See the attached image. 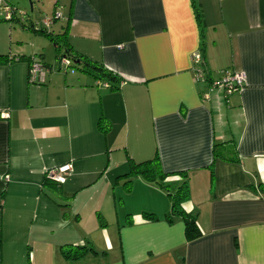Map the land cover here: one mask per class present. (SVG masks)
<instances>
[{"label": "crops", "instance_id": "crops-1", "mask_svg": "<svg viewBox=\"0 0 264 264\" xmlns=\"http://www.w3.org/2000/svg\"><path fill=\"white\" fill-rule=\"evenodd\" d=\"M52 2L51 33L114 79L59 69L48 36L0 20V54L21 58L0 63V264H264V0ZM33 56L48 64L42 83L28 82ZM223 70L244 85L210 90ZM153 157L165 180L118 177ZM64 164L63 182L46 180ZM183 180L192 241L166 217ZM64 246L96 253L67 260Z\"/></svg>", "mask_w": 264, "mask_h": 264}, {"label": "trees", "instance_id": "trees-1", "mask_svg": "<svg viewBox=\"0 0 264 264\" xmlns=\"http://www.w3.org/2000/svg\"><path fill=\"white\" fill-rule=\"evenodd\" d=\"M195 17H196V20L199 26L202 27L204 24V21L202 18L201 9L198 6H195ZM12 21H17V19L15 20L13 19ZM25 21L26 19H24V21H18V22L23 28L32 29L34 31H41L44 35L48 36L50 40L53 42L58 54L62 52L61 54L58 55L59 57L58 60L61 57H65L66 59H68L69 60L68 66L70 69L74 70L75 67L73 65L77 63L80 66V68L76 67L77 69L86 70L89 72L98 71L102 75L114 79L111 72L100 68L99 66L95 64V62H92L91 60L75 52L74 50L73 51L70 50L69 43L66 37V31H64L61 34L54 35L50 31L51 26L49 28H44V26L42 25L43 27L40 28L38 27L37 23L36 24L35 23L26 24ZM34 26H36V28H34ZM33 58L34 56L24 58L29 62V67L33 61ZM12 59H21V58H14V57L11 58V57H8L7 54H0V63L6 62ZM36 60L40 62L41 65L45 69H48V66H46L48 64H45L40 58H36ZM28 82L31 83L29 80ZM106 126L107 124H105V127ZM181 174L183 178L186 177L185 173H181ZM134 175H141L143 178L149 181L161 182L165 180V178L170 176L171 174L163 172L160 169L158 158L153 157L152 159H149V160H145V161L138 162V163H133L127 173L121 176H118V177H123V176L131 177ZM46 180H48V178ZM169 197L171 200V207H170V213L167 214L166 216L167 219H169L170 221L174 217L181 218L183 225H184V236H185L186 241H192L198 238L201 235V231L197 224L195 215L191 212L185 211L182 207L183 202H185L189 197V187H188L187 181L183 180V182L179 184L172 193H169ZM144 216L147 218L155 217V215L152 213H144ZM88 251H90L93 254L96 253L95 250L91 246H74V247L64 246L61 248V254L67 260L81 259L87 255Z\"/></svg>", "mask_w": 264, "mask_h": 264}, {"label": "built area", "instance_id": "built-area-1", "mask_svg": "<svg viewBox=\"0 0 264 264\" xmlns=\"http://www.w3.org/2000/svg\"><path fill=\"white\" fill-rule=\"evenodd\" d=\"M26 14L19 10L16 6L11 4L8 0H0V18L4 21H12L17 19V21H24V16ZM61 18V13L59 11H54L50 17H43L42 25L44 28H49L52 23ZM36 24V23H35ZM36 28V26H34ZM37 57L33 58V61L28 69V80L31 83H42L44 81L45 69L40 62L36 60ZM191 62L195 65L194 73L195 78L198 80H204L206 77L203 70L200 68L202 64V57L199 51H194L190 56ZM59 69L73 70L69 68V60L65 57H61L58 60ZM221 76L217 80H211L209 84V89H219L222 90L224 94L228 95L238 89H240L245 82V76L243 72H232L229 70H223L220 72ZM7 112H2L1 116L3 118L7 117ZM71 171L70 164H64L59 166L57 169H49L45 172L48 179L61 183L64 181L65 174Z\"/></svg>", "mask_w": 264, "mask_h": 264}, {"label": "rangeland", "instance_id": "rangeland-1", "mask_svg": "<svg viewBox=\"0 0 264 264\" xmlns=\"http://www.w3.org/2000/svg\"><path fill=\"white\" fill-rule=\"evenodd\" d=\"M13 1L15 2V4H13L12 2H10V3L13 4L14 6H16L22 12L26 13V15L24 16V19H26V20L29 17H32V18H35L34 21H38V23H39V21H42L43 17H45V16L50 17L52 15V13H53V11H52V8H53V2H52V0H46L42 5H40L38 3L35 4L34 1L31 0L32 10L30 9L29 0H13ZM58 11L60 12V10H58ZM9 23H11V22H8V23H7V21L4 22V24H9ZM14 27L17 30H21L20 27L18 26V24H16ZM47 55L49 57H52L53 58L54 49L53 48H48L47 49ZM73 66L75 67L74 68L75 71H79L80 70V69H77L76 68V67H79L80 68V66L77 63H75ZM94 196L97 199L100 198L98 192H96ZM123 207L125 209H128V205L127 204L124 205ZM123 207L118 202V204H117V206L115 208L120 209V208H123ZM115 208L113 207L112 209H110V213L109 212H106V213L104 212L105 214L102 215L103 216L102 221L106 219V220L109 221L110 224L113 223L115 221V216H114V209ZM121 211L119 210L118 212H121ZM122 218H124V216ZM96 222L99 223V220L96 219ZM94 239H96V241L98 243V241H100L101 238L97 234V235L94 236Z\"/></svg>", "mask_w": 264, "mask_h": 264}, {"label": "water", "instance_id": "water-1", "mask_svg": "<svg viewBox=\"0 0 264 264\" xmlns=\"http://www.w3.org/2000/svg\"><path fill=\"white\" fill-rule=\"evenodd\" d=\"M29 3H30V9L32 10L31 0H29Z\"/></svg>", "mask_w": 264, "mask_h": 264}]
</instances>
